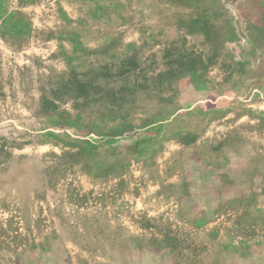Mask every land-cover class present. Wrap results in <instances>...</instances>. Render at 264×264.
Listing matches in <instances>:
<instances>
[{"label": "rangeland", "instance_id": "374dc122", "mask_svg": "<svg viewBox=\"0 0 264 264\" xmlns=\"http://www.w3.org/2000/svg\"><path fill=\"white\" fill-rule=\"evenodd\" d=\"M0 264H264V0H0Z\"/></svg>", "mask_w": 264, "mask_h": 264}]
</instances>
